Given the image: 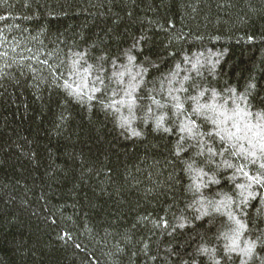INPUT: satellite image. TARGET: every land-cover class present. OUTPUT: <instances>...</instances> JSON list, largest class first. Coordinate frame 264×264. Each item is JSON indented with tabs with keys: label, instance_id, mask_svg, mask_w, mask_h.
<instances>
[{
	"label": "trees",
	"instance_id": "1",
	"mask_svg": "<svg viewBox=\"0 0 264 264\" xmlns=\"http://www.w3.org/2000/svg\"><path fill=\"white\" fill-rule=\"evenodd\" d=\"M262 140L264 0H0V264H261Z\"/></svg>",
	"mask_w": 264,
	"mask_h": 264
},
{
	"label": "snow or ice",
	"instance_id": "2",
	"mask_svg": "<svg viewBox=\"0 0 264 264\" xmlns=\"http://www.w3.org/2000/svg\"><path fill=\"white\" fill-rule=\"evenodd\" d=\"M179 107V105H178ZM194 112L198 111V109H193ZM165 131H168V129H165ZM188 131H192L191 129H188ZM217 135H219V132L216 133ZM209 135H212V133H209ZM253 147H256L255 145H253ZM211 152V149L209 150ZM258 151L260 153L261 156H264V140H262L260 143H259V148H258ZM212 155H216V153H212ZM228 167H231V165L229 164ZM261 168H264V164H261L260 165ZM239 171L243 172V168H240L238 169ZM244 175L245 176H248L249 177V180H251L252 182L254 183H257V184H261V185H264V173H262L261 175L259 176H256V177H252V176H249V174L247 172H244ZM256 196L254 194H250L249 197L245 198L242 203L244 204H247L248 202V199H255ZM262 203H264V198H262L261 200ZM239 224V227L240 228H244L245 225H243L242 223L240 222H237ZM183 225H181L182 227ZM255 242H253L251 245H249L245 250H244V253L243 255L246 256V257H253L255 255V252H254V249H255ZM236 251V248H235V242H233V245L232 246H229L228 248V252L231 253V252H234ZM229 259H231V256H229ZM258 259L261 260V264H264V258H259ZM216 264H218V262H216ZM241 264H247V261L246 260H242L241 261Z\"/></svg>",
	"mask_w": 264,
	"mask_h": 264
},
{
	"label": "rangeland",
	"instance_id": "3",
	"mask_svg": "<svg viewBox=\"0 0 264 264\" xmlns=\"http://www.w3.org/2000/svg\"><path fill=\"white\" fill-rule=\"evenodd\" d=\"M133 104V103H132ZM123 107H127V109L129 110V108H131L132 106H131V104L130 105H128V104H123Z\"/></svg>",
	"mask_w": 264,
	"mask_h": 264
}]
</instances>
